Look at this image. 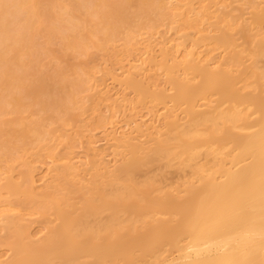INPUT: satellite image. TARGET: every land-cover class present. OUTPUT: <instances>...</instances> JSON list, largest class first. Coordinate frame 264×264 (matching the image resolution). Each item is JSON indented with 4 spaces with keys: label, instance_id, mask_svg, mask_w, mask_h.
<instances>
[{
    "label": "bare ground",
    "instance_id": "obj_1",
    "mask_svg": "<svg viewBox=\"0 0 264 264\" xmlns=\"http://www.w3.org/2000/svg\"><path fill=\"white\" fill-rule=\"evenodd\" d=\"M262 55L264 0H0V264H264Z\"/></svg>",
    "mask_w": 264,
    "mask_h": 264
},
{
    "label": "rangeland",
    "instance_id": "obj_2",
    "mask_svg": "<svg viewBox=\"0 0 264 264\" xmlns=\"http://www.w3.org/2000/svg\"><path fill=\"white\" fill-rule=\"evenodd\" d=\"M144 31H142V33L138 36V38L140 39L141 36H146L148 33H147V29L146 28H143ZM183 32H191L192 29L190 28H182L180 30V33H174V31H172V29H170L168 27L167 24L165 23H161L159 24L157 27L154 28V30L152 31V36L153 37H157V38H162L164 35H170V36H175L177 34H181ZM136 38L135 40L130 38L129 40L126 41V39H123V35L122 34H118L115 39H114V44L116 45H120L124 42H129V43H132V46H133V49L132 51L130 52L132 54H135L139 51L138 48L141 47V44L137 43L136 40L138 39ZM185 41H188V36H184L183 37ZM140 41V40H139ZM108 62V61H106ZM116 67H117V64H115ZM257 65H259V68L261 69V71L263 72L264 74V55H262L261 57H259L258 61H257ZM115 67V68H116ZM119 69H116L115 72H118ZM108 86L112 89H116V84H114L113 82L111 83L110 82V79H107L106 80ZM114 84V85H113ZM160 86L163 85L162 81H160L159 83ZM131 95V94H130ZM146 111V109H144V107H141V112H144ZM145 113V112H144ZM147 115H144L143 118H146ZM97 137V139H103V134L101 131L99 130H95V138ZM102 137V138H101ZM75 150L78 151V152H82L83 148L80 147L79 143L76 141L75 142ZM33 156V155H32ZM34 157V156H33ZM110 157V155H109ZM50 161L49 157H45L40 163L38 164H44L43 162H48ZM182 174H184V171H181V170H176L175 168L173 167H168V166H163L162 165V161L156 163L155 165H152L150 167H147L145 168L139 175H138V178H142V176L144 175H152L154 176L161 184H165V183H168L170 181H174V180H178L179 177L182 176ZM37 230V227H34L33 228V231ZM39 233L35 234L38 235Z\"/></svg>",
    "mask_w": 264,
    "mask_h": 264
}]
</instances>
